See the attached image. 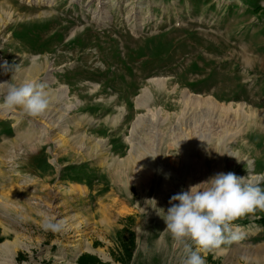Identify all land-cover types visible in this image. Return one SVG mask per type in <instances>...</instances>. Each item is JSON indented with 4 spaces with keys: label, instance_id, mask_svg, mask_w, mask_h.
<instances>
[{
    "label": "rangeland",
    "instance_id": "374dc122",
    "mask_svg": "<svg viewBox=\"0 0 264 264\" xmlns=\"http://www.w3.org/2000/svg\"><path fill=\"white\" fill-rule=\"evenodd\" d=\"M260 4L253 12L245 0H0V65L15 66L0 68V82L52 91L40 117L0 107V243L15 246L0 264H77L83 253L109 264H182L162 218L174 194L220 172L259 176L264 188ZM146 86L149 110L134 102ZM183 90L241 103L244 114L217 123L183 105ZM140 114L129 161L126 136ZM45 216L66 229L44 231ZM234 225L244 238L201 250L205 264H264V211Z\"/></svg>",
    "mask_w": 264,
    "mask_h": 264
},
{
    "label": "clouds",
    "instance_id": "9594fccd",
    "mask_svg": "<svg viewBox=\"0 0 264 264\" xmlns=\"http://www.w3.org/2000/svg\"><path fill=\"white\" fill-rule=\"evenodd\" d=\"M13 67L7 63L0 65L3 71H11ZM0 97L3 100L0 107L19 109L35 118L48 111L52 91L44 82L25 80L13 83L10 80L0 82ZM156 156L151 157L155 160ZM151 201L156 207V201ZM169 203L171 206L166 213L160 210L164 213L165 231L170 233L174 246L183 251L182 264H205L201 250L215 252L244 238L234 222L257 210L264 211V188L247 177L220 172L174 194ZM41 227L44 231L59 234L66 229V222L45 216Z\"/></svg>",
    "mask_w": 264,
    "mask_h": 264
},
{
    "label": "bare ground",
    "instance_id": "6f19581e",
    "mask_svg": "<svg viewBox=\"0 0 264 264\" xmlns=\"http://www.w3.org/2000/svg\"><path fill=\"white\" fill-rule=\"evenodd\" d=\"M111 12V11H110ZM47 76V79H51L53 78L52 75L48 74L46 75ZM47 80V81H48ZM149 82H153V83H156L157 85H164V78H150L148 80ZM65 87V85H64ZM61 89V88H60ZM65 89V88H64ZM62 91V90H61ZM66 91V90H65ZM62 94V93H61ZM64 94V93H63ZM65 95V94H64ZM152 99V94H151V91L150 89L146 86V87H143L141 90H140V93L138 95L135 96L134 98V102L136 104L137 107H142V108H147V110H149L148 108V103L149 101H151ZM182 100H183V105H185L186 107H188V109L192 110L193 108H201L203 110H205V113L207 114H212V116L216 119L217 123H222L223 120H225L228 116L232 117L234 116L235 114L237 115H243L244 114V109H243V104L241 103H237L236 106H234V104H232L231 102H228V103H218L214 98H212L211 96H201L199 94H193L187 90H183L182 91ZM185 108V107H184ZM187 111V110H186ZM1 113L2 115H11V114H14L13 110L11 109H7V108H4L1 110ZM236 115V116H237ZM184 116V115H182ZM143 116L140 114V115H136L135 119L132 121L131 123V127H130V135L126 136V141L129 145V150H128V155H127V158L129 159V161H135V159H133L136 154L138 153L137 152V147L138 146V141L135 137V134L137 133V130L138 128H140V124L142 123L143 121ZM149 117V116H148ZM238 118V117H237ZM148 122L151 121V118L149 117L148 119H146ZM193 120V119H192ZM201 120V119H200ZM186 122V121H185ZM188 123V122H186ZM194 126H195V122H193ZM224 124V123H223ZM238 126V125H237ZM210 127V126H209ZM212 127V126H211ZM217 128V127H216ZM220 128V127H219ZM243 128V127H242ZM213 129V128H212ZM197 130V129H196ZM233 130V129H232ZM28 131V128H25L23 127L20 132L24 133ZM214 131V130H213ZM217 131V130H216ZM236 131V130H235ZM241 131V129H238L236 132H235V136ZM198 132V130H197ZM200 132V131H199ZM243 132V131H242ZM186 135V134H185ZM198 135V134H197ZM196 135V137H197ZM208 135V134H207ZM187 136V135H186ZM177 137V136H176ZM180 137H182L180 135ZM193 137V136H192ZM27 139V138H26ZM29 139V138H28ZM181 140V139H180ZM191 140V139H190ZM189 140V141H190ZM188 141V140H187ZM192 141V140H191ZM98 144L102 145L101 141H97ZM141 143V142H140ZM173 143V142H172ZM179 143V141H176L174 144H177ZM176 146V145H175ZM179 146V145H178ZM26 149V148H25ZM149 150V149H148ZM26 151V150H25ZM137 152V153H136ZM155 152V151H154ZM136 153V154H135ZM151 153V152H150ZM156 155V154H155ZM151 158V157H150ZM127 160V159H125ZM151 162V161H150ZM149 162V168H150V165L152 166L153 164H151ZM130 163V162H129ZM154 163V161L152 162ZM134 166V165H133ZM136 168V170H139L137 169V167H134V169ZM148 169V168H147ZM139 172V171H138ZM137 172V173H138ZM142 173V172H140ZM141 175V174H140ZM148 175V174H147ZM254 175V174H253ZM140 177V176H139ZM145 177V176H144ZM260 177L259 176H250V178H247L249 180H252L253 182H258V180L260 181L259 179ZM141 179V178H140ZM139 179V180H140ZM144 179V178H142ZM146 179V178H145ZM138 180V181H139ZM50 182V181H49ZM140 185V184H139ZM147 185V184H146ZM44 187V186H43ZM46 190H47V187H46ZM70 190V189H68ZM67 190V191H68ZM72 190H70L71 192ZM48 193V192H47ZM72 193V192H71ZM74 193V192H73ZM44 194V193H43ZM47 195V194H46ZM72 195V194H71ZM103 206V205H102ZM104 207V206H103ZM26 208V207H25ZM99 211V209H98ZM101 211V209H100ZM103 208H102V211H101V214L103 212ZM23 212V211H22ZM105 213V211H104ZM101 214L99 215L101 217ZM103 217L104 216H107V215H102ZM102 218V217H101ZM106 220V219H105ZM103 221V220H102ZM14 243V242H13ZM15 246H13L14 248ZM12 248V244H10L9 241H4L2 243H0V255H6L10 252ZM12 248V249H13ZM2 257V256H1Z\"/></svg>",
    "mask_w": 264,
    "mask_h": 264
},
{
    "label": "trees",
    "instance_id": "16d2710c",
    "mask_svg": "<svg viewBox=\"0 0 264 264\" xmlns=\"http://www.w3.org/2000/svg\"><path fill=\"white\" fill-rule=\"evenodd\" d=\"M196 5L199 4L201 1L208 3L209 0H194ZM261 0H245V3L249 8H252L253 12H257L261 9ZM129 256V253H127ZM77 264H109L106 262H101L97 257L90 255L88 253H83L78 256L76 260Z\"/></svg>",
    "mask_w": 264,
    "mask_h": 264
}]
</instances>
